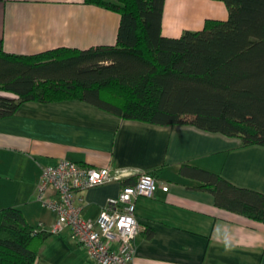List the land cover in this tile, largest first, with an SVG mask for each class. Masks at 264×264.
Listing matches in <instances>:
<instances>
[{
	"label": "crops",
	"instance_id": "crops-1",
	"mask_svg": "<svg viewBox=\"0 0 264 264\" xmlns=\"http://www.w3.org/2000/svg\"><path fill=\"white\" fill-rule=\"evenodd\" d=\"M227 14L220 0H164L161 34L176 37ZM119 18L84 0H0V40L14 54L114 44ZM60 159L122 176L74 192L84 218L95 219L123 180L154 176L153 194L135 200L140 230L126 264H264V222L216 204L210 184L180 171L182 164L200 167L264 193V145H242L238 136L187 122L124 118L79 98L26 99L0 117V208L18 207L32 226L49 230L55 212L35 192L42 167ZM34 264L95 263L65 227L48 232Z\"/></svg>",
	"mask_w": 264,
	"mask_h": 264
},
{
	"label": "trees",
	"instance_id": "trees-1",
	"mask_svg": "<svg viewBox=\"0 0 264 264\" xmlns=\"http://www.w3.org/2000/svg\"><path fill=\"white\" fill-rule=\"evenodd\" d=\"M84 1L119 14L115 43L14 54L0 40V90L14 94H0V117L26 99L79 98L124 118L264 145V0H220L225 19L176 37L161 34L164 0ZM180 171L210 184L216 204L264 222V193L200 167ZM33 228L18 207L0 208V264L35 263L49 231Z\"/></svg>",
	"mask_w": 264,
	"mask_h": 264
},
{
	"label": "built area",
	"instance_id": "built-area-1",
	"mask_svg": "<svg viewBox=\"0 0 264 264\" xmlns=\"http://www.w3.org/2000/svg\"><path fill=\"white\" fill-rule=\"evenodd\" d=\"M113 179L120 180L122 176L113 173L109 166H85L60 159L42 167L37 184L38 200L55 212L47 231L60 233L68 227L84 248L87 259L95 264H126L131 259L133 239L140 230L135 200L139 196H151L156 185L154 176L141 172L134 182L121 184L116 196L108 197L95 219L82 217L74 192ZM162 189L167 190L168 186L163 184Z\"/></svg>",
	"mask_w": 264,
	"mask_h": 264
},
{
	"label": "rangeland",
	"instance_id": "rangeland-1",
	"mask_svg": "<svg viewBox=\"0 0 264 264\" xmlns=\"http://www.w3.org/2000/svg\"><path fill=\"white\" fill-rule=\"evenodd\" d=\"M35 197L36 199L38 200V197H37V193L35 192ZM40 202V201H39ZM41 203V202H40ZM41 205L43 206V204L41 203ZM45 208V207H44ZM49 216H52V214L50 212H47ZM34 228H40V225L39 224H34L33 226ZM40 230V229H39Z\"/></svg>",
	"mask_w": 264,
	"mask_h": 264
}]
</instances>
